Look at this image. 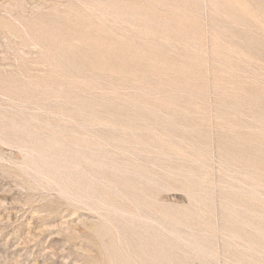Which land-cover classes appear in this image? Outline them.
Returning <instances> with one entry per match:
<instances>
[{"label": "rangeland", "instance_id": "rangeland-1", "mask_svg": "<svg viewBox=\"0 0 264 264\" xmlns=\"http://www.w3.org/2000/svg\"><path fill=\"white\" fill-rule=\"evenodd\" d=\"M0 264H264V0H0Z\"/></svg>", "mask_w": 264, "mask_h": 264}]
</instances>
